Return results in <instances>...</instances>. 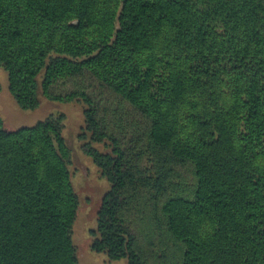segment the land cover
<instances>
[{
    "label": "trees",
    "instance_id": "obj_1",
    "mask_svg": "<svg viewBox=\"0 0 264 264\" xmlns=\"http://www.w3.org/2000/svg\"><path fill=\"white\" fill-rule=\"evenodd\" d=\"M0 67L23 110L82 107L109 182L91 251L153 264L134 228L149 223L162 264H264V0H0ZM86 75L122 106L101 108ZM63 127L0 118V264H78ZM179 161L194 187L170 185Z\"/></svg>",
    "mask_w": 264,
    "mask_h": 264
},
{
    "label": "rangeland",
    "instance_id": "obj_2",
    "mask_svg": "<svg viewBox=\"0 0 264 264\" xmlns=\"http://www.w3.org/2000/svg\"><path fill=\"white\" fill-rule=\"evenodd\" d=\"M79 83L98 99V105L101 108L122 106L123 103L117 97L106 92L87 75L82 77ZM71 88H74L73 83L67 82L65 90ZM81 109L79 104H59L44 99L37 109L23 110L19 108L8 91L6 72L0 67V118L6 128L12 129L22 125H32L43 120L50 113L60 112L64 114L63 135L71 152V164L69 165L71 183L78 198L77 216L72 229V239L79 258L78 264H127L125 260L108 262L103 253H95L89 248L91 240L89 230L96 226L97 209L103 193L109 188V182L84 152V143L78 138L83 126ZM104 116L108 115L105 113ZM110 125H113L112 120ZM174 165L176 168L170 167L169 171L173 173L176 171L174 176L170 178V185L176 189L181 187V190H184L186 186L194 187L195 177L190 163L179 161L175 162ZM150 227L149 223H144V226L141 224L134 226L138 232L142 231L138 235L137 243L142 249V254L147 257L148 263L162 264L161 259H156L150 254L153 244L157 242L155 235L152 236L154 238L152 239L148 232L146 234ZM176 248L175 246V251ZM168 264L174 263L169 262Z\"/></svg>",
    "mask_w": 264,
    "mask_h": 264
}]
</instances>
